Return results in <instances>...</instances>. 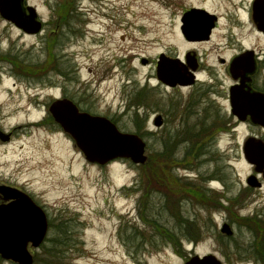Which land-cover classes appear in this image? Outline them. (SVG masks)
I'll list each match as a JSON object with an SVG mask.
<instances>
[{"label":"rangeland","instance_id":"1","mask_svg":"<svg viewBox=\"0 0 264 264\" xmlns=\"http://www.w3.org/2000/svg\"><path fill=\"white\" fill-rule=\"evenodd\" d=\"M28 3L45 24L52 6H62L41 35H23L0 18V131L12 132L0 140V184L44 210L54 226L48 237L59 220L71 219V263L184 264L212 255L221 264H264V181L259 188L246 184L253 170L239 146L248 130L228 134L221 99L227 80L213 57L217 80L210 85L200 76L199 100L188 99L154 78V60L175 46L171 20L157 4ZM66 8L73 15L63 20ZM57 99L137 135L144 163H87L50 119ZM225 219L230 237L221 233ZM185 221L195 240L186 236ZM172 233L180 241L166 238Z\"/></svg>","mask_w":264,"mask_h":264},{"label":"flooded vegetation","instance_id":"2","mask_svg":"<svg viewBox=\"0 0 264 264\" xmlns=\"http://www.w3.org/2000/svg\"><path fill=\"white\" fill-rule=\"evenodd\" d=\"M146 1L157 4L166 12L171 20L170 27L175 38L172 42L175 45L174 49L169 47L165 52H160L154 60V78L157 77L159 61L173 63L177 70L174 74L176 77L186 80H191L193 77L195 82L186 87L177 85L163 86V88L185 91L188 99L197 97L195 101H198L201 96L199 85L203 84L199 77L205 76L210 85H212L210 81L217 80L218 73L214 72L213 66L208 62V60L212 62L210 60L212 56L213 62L216 61L220 67L218 69L221 75L227 80L225 96L221 99L225 103L223 105L224 108L226 107L225 115L229 118L225 126H231L228 128V134L235 137L238 126H244V129L248 130L239 146V155L242 154L245 158V150H247L245 144L248 139L259 141L264 145V119L262 123H257L254 121L255 117L246 112L255 113L260 110L264 117V0ZM28 2L29 0H22L20 3L21 11L25 14H28V7H33L29 6ZM59 6L62 5L57 3L55 5L57 9L52 6L47 24L40 19L33 7L37 14L35 21L41 23L40 32L27 33L8 23L23 35H41L45 27L52 24L53 19L60 17L55 12L58 11ZM73 10L61 14V19L64 20L62 16L71 17ZM178 45L184 47L179 53ZM251 97L254 100H251ZM252 130L257 133H252ZM8 133L11 138L12 132ZM262 163L264 164V161ZM250 167L253 174L248 177L254 176V183L261 186V180L264 181V169L252 165ZM248 186L250 188V185ZM226 224L232 222L225 219L222 225Z\"/></svg>","mask_w":264,"mask_h":264},{"label":"water","instance_id":"3","mask_svg":"<svg viewBox=\"0 0 264 264\" xmlns=\"http://www.w3.org/2000/svg\"><path fill=\"white\" fill-rule=\"evenodd\" d=\"M22 0H0V17L13 23L27 33H37L41 23L35 21L33 7H28V14L21 11ZM173 63L162 61L158 65L157 78L170 86H185L193 83L176 77ZM253 98L251 97V100ZM250 100V99H249ZM254 100V99H253ZM255 122H263V113L259 110L246 111ZM53 122L74 142L76 148L89 164L104 166L115 159H128L133 164H143L145 143L137 135L119 132L116 126L102 116L80 112L69 100L61 99L50 103L48 107ZM160 118L154 120L160 126ZM9 134L0 132V140L7 141ZM245 159L248 163L264 169V145L249 139L245 144ZM250 178L248 184L257 186ZM31 197L10 186L0 185V258L14 264H33L34 257L30 249L36 250L43 243L48 233V219L41 207ZM229 234L228 228L223 229ZM184 264H221L214 256L191 257Z\"/></svg>","mask_w":264,"mask_h":264},{"label":"trees","instance_id":"4","mask_svg":"<svg viewBox=\"0 0 264 264\" xmlns=\"http://www.w3.org/2000/svg\"><path fill=\"white\" fill-rule=\"evenodd\" d=\"M63 7H65V5ZM185 226L188 234L186 236L192 237L189 239L195 240L193 238H195L196 235L193 236V234L190 233L193 231V224L189 221H185ZM53 227V223L49 222V230H51ZM73 229L74 228H72L71 219L59 220L55 228V232H52V235L47 237L40 247L41 252L34 255L33 264H72L70 260V253H72L70 245L73 244L75 238V234L73 235V233H75ZM175 236L176 234L172 233L166 235V238L169 240L172 238L173 241H180L179 239L177 240Z\"/></svg>","mask_w":264,"mask_h":264}]
</instances>
